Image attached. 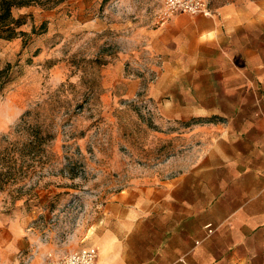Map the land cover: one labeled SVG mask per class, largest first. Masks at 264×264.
<instances>
[{
	"label": "rangeland",
	"instance_id": "obj_1",
	"mask_svg": "<svg viewBox=\"0 0 264 264\" xmlns=\"http://www.w3.org/2000/svg\"><path fill=\"white\" fill-rule=\"evenodd\" d=\"M162 1L20 0L26 4L11 8L24 24L0 38V232L23 239L0 264L98 248L109 230L128 224L110 204L170 178L217 139L226 123L218 116L163 114L162 101L204 100L208 90L188 88L185 75L181 86L158 91L163 58L145 33L162 26L155 23ZM206 1L214 10L227 0ZM220 99L215 107L234 117ZM234 119L238 127L241 114ZM134 223L154 235L158 212ZM117 234L108 240L121 241Z\"/></svg>",
	"mask_w": 264,
	"mask_h": 264
},
{
	"label": "crops",
	"instance_id": "obj_2",
	"mask_svg": "<svg viewBox=\"0 0 264 264\" xmlns=\"http://www.w3.org/2000/svg\"><path fill=\"white\" fill-rule=\"evenodd\" d=\"M213 11L212 16L177 14L146 31L145 38L163 58L156 85L161 96L181 86L185 75L188 88L208 90L204 100L162 101L164 116H218L226 123L218 127L217 139L176 166L173 176L132 187L109 205L110 213L128 224L100 238L96 264H264V0H227ZM217 98L236 115L215 107ZM153 211L160 226L144 236L146 227L134 222ZM206 224L216 228L209 236ZM113 233L123 234L116 235L122 240L110 242ZM19 235L0 232L1 256L19 250Z\"/></svg>",
	"mask_w": 264,
	"mask_h": 264
},
{
	"label": "built area",
	"instance_id": "obj_3",
	"mask_svg": "<svg viewBox=\"0 0 264 264\" xmlns=\"http://www.w3.org/2000/svg\"><path fill=\"white\" fill-rule=\"evenodd\" d=\"M177 14L212 16L214 11L206 0H163L155 23L163 25ZM205 230L206 234L210 235L215 228L211 224H206ZM97 257L98 253L94 246H82L66 255L46 259L43 264H96Z\"/></svg>",
	"mask_w": 264,
	"mask_h": 264
},
{
	"label": "trees",
	"instance_id": "obj_4",
	"mask_svg": "<svg viewBox=\"0 0 264 264\" xmlns=\"http://www.w3.org/2000/svg\"><path fill=\"white\" fill-rule=\"evenodd\" d=\"M25 4L26 2H20V0H0V38H13L18 34L16 29L24 24V21L22 17L12 18L11 8ZM31 135H34L32 138L37 141L38 134Z\"/></svg>",
	"mask_w": 264,
	"mask_h": 264
}]
</instances>
